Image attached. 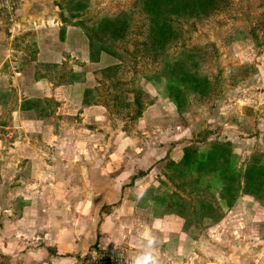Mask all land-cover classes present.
Returning <instances> with one entry per match:
<instances>
[{
	"label": "crops",
	"instance_id": "crops-1",
	"mask_svg": "<svg viewBox=\"0 0 264 264\" xmlns=\"http://www.w3.org/2000/svg\"><path fill=\"white\" fill-rule=\"evenodd\" d=\"M60 2L24 0L18 11L22 33L9 38L0 28V94L13 93L0 100V115L8 107L11 113L7 133L0 134L5 151L0 162V264H79L76 255L94 242L127 246L135 255L146 233L158 238V256L195 255L181 264H219L220 253L207 256L208 238L193 239L182 230V217L155 218L151 209L137 206L139 193L155 181L165 162L138 143L142 134L158 132L150 128L157 103L147 108L135 133L121 127L111 131L107 108L84 103L86 89L98 84L99 71L117 61L106 52L91 60L88 37L64 21L67 11ZM40 64L60 67L45 70L37 68ZM82 73V81H65ZM30 99H49L56 109L40 117L34 108L24 107ZM165 129L170 145L162 152L167 154L176 131ZM189 131L184 127L177 135ZM89 138L95 142L88 144ZM19 199L28 204L16 217ZM106 205H112L110 213H102ZM83 234H88L87 245L79 241Z\"/></svg>",
	"mask_w": 264,
	"mask_h": 264
},
{
	"label": "rangeland",
	"instance_id": "rangeland-1",
	"mask_svg": "<svg viewBox=\"0 0 264 264\" xmlns=\"http://www.w3.org/2000/svg\"><path fill=\"white\" fill-rule=\"evenodd\" d=\"M86 1L88 7L80 11L81 15L76 20H95L138 8L137 0ZM217 1L218 9L211 15L192 19L194 26L184 25L178 44L170 50L172 56L191 46L201 48L202 52L199 55L201 60L203 59V65L199 70L209 75L217 89L203 97L194 94L186 96V107L183 110H179L176 103L169 98L164 78L160 81H149L145 78L146 73L151 75L159 66L149 63L142 57L143 53L140 52L143 48L142 28L130 40L129 46L126 45L129 48L126 58L122 60L110 54L116 59V63L122 66L125 81L116 87L109 85V91L114 95H120V100L128 104L134 96L133 90L135 92L137 90L136 82L139 81L143 88V91L139 92L140 99L145 102L143 115L150 105L157 103L156 109H152L156 110L155 113L152 112V117H156H153L155 121L150 128L158 132L153 134L148 131L149 135L142 134L138 143L145 145L147 149L150 147L159 158L164 156L157 160L165 162L161 166V173L154 176L155 181L145 185L143 195L151 186L161 185V180L165 178L164 169L169 160H179L187 146H196L198 150L205 151L213 143L230 141L235 168L242 170L250 163L264 165V0ZM145 22V19H140V26ZM4 31L10 38L7 28H4ZM112 104L114 106L109 110L111 131L120 127L128 133L140 130L138 123L140 119H133L135 108L125 103L116 105L114 101ZM9 109L8 107V110L0 115L1 136L7 133L5 127L11 119ZM166 127H173L176 131L175 144L167 154L162 152L166 143L170 145V139L166 138ZM184 127H189L190 131L187 136L179 137L177 134H182L180 132ZM228 137H233V140ZM93 139L88 140V144H93L95 142ZM4 155L5 151L0 148V162L3 161ZM223 188L217 172L210 173L202 179L201 186L195 187V193L207 195L210 199L215 198L223 209L224 217L216 223L207 219L200 228L193 226L192 229L185 230L182 225V230L193 239L208 238L210 245L206 243L205 246L211 255L207 256L214 257L216 254L220 256V253L222 255L220 260L217 258L219 264H264V201L241 195L235 203L228 205L222 197ZM170 189L183 195L187 194L173 185H170ZM263 192L264 189L261 198H264ZM142 197L137 199V206L140 209H151L155 218L165 216H155L153 203L143 202ZM111 207L112 205L104 206L102 213H110ZM90 219L87 218L85 221L89 222ZM214 226L213 230L206 233ZM86 236L88 234H83L79 238L84 245L89 242V237ZM90 246L79 251L75 257L77 262ZM163 257L171 264H181L182 260L198 258L195 255L187 259L171 255Z\"/></svg>",
	"mask_w": 264,
	"mask_h": 264
},
{
	"label": "trees",
	"instance_id": "trees-1",
	"mask_svg": "<svg viewBox=\"0 0 264 264\" xmlns=\"http://www.w3.org/2000/svg\"><path fill=\"white\" fill-rule=\"evenodd\" d=\"M137 1V10L85 21L78 19L73 21V19L79 17L80 11L88 7L86 0H62L59 6L68 12L64 21L67 24L79 26L88 37L92 61H98L103 52L123 60L129 53L130 40L142 28L143 40L141 44L143 48L140 49V52L143 53L142 57L149 63L159 66L151 75L145 74L147 80L160 81L164 78L167 82V94L176 103L179 110L186 107V96L190 94L197 95V97L210 95L216 89V85L208 74H203L199 70L203 65V59L201 60L199 55L202 52L201 48L191 46L172 56L170 50L178 44L183 34L184 25L194 26L192 19L211 15L218 9L219 2L217 0ZM142 18L147 23L140 26L139 20ZM127 44L128 46H126ZM59 67L40 64L37 68L52 70ZM99 73L98 84L93 88L86 89L84 103L103 105L108 112L114 106L112 101L116 105L127 104L126 101L120 100V95H114L109 91V85L116 87L125 81L122 66L115 63L101 69ZM84 78V73L71 74L65 81H82ZM136 83H138L135 86L137 90L136 92L133 90L134 96L127 105L135 108L133 119L138 120L143 115L145 102H142L141 93H139L143 91V88L139 81ZM12 94L10 92L2 93L0 100L5 97L9 98ZM128 99L129 97L126 100L128 101ZM25 101L24 107L34 108L40 117H45L56 109V105L49 99ZM232 154L233 148L230 141L213 143L205 151L198 150L196 146L185 147L179 160H169L164 169L165 178L161 180V185L159 187L151 186L143 195V202L153 203L154 215L157 217L168 214L182 217L185 230L192 229L193 226L200 228V225L207 219L215 223L219 222L224 217L220 203L215 198L210 199L207 195L195 193V187L201 186L202 179L213 172L219 174L224 186L222 197L228 205L235 203L241 195L256 197L258 200L264 201V198H261L264 189V165L250 163L242 170H238L233 165ZM142 174L144 172L140 173V175ZM170 185L186 191L187 194L183 195L178 191L171 190ZM19 204L21 205L16 209V217H20L22 206L28 202L19 199Z\"/></svg>",
	"mask_w": 264,
	"mask_h": 264
},
{
	"label": "built area",
	"instance_id": "built-area-1",
	"mask_svg": "<svg viewBox=\"0 0 264 264\" xmlns=\"http://www.w3.org/2000/svg\"><path fill=\"white\" fill-rule=\"evenodd\" d=\"M23 4L24 0H0V26L7 28L11 38H16L24 29L18 19V11ZM133 256L130 248L95 243L81 256L79 264H130ZM158 257L160 264L168 263L165 257Z\"/></svg>",
	"mask_w": 264,
	"mask_h": 264
},
{
	"label": "clouds",
	"instance_id": "clouds-1",
	"mask_svg": "<svg viewBox=\"0 0 264 264\" xmlns=\"http://www.w3.org/2000/svg\"><path fill=\"white\" fill-rule=\"evenodd\" d=\"M142 196L143 191L139 193L138 198ZM158 243V238L155 235L146 233L141 250L131 258L130 264H160L159 257L156 254Z\"/></svg>",
	"mask_w": 264,
	"mask_h": 264
}]
</instances>
